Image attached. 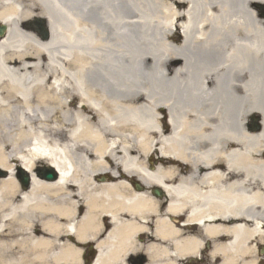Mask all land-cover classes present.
I'll return each instance as SVG.
<instances>
[{
  "label": "bare ground",
  "instance_id": "bare-ground-1",
  "mask_svg": "<svg viewBox=\"0 0 264 264\" xmlns=\"http://www.w3.org/2000/svg\"><path fill=\"white\" fill-rule=\"evenodd\" d=\"M263 5L0 0V264H84L92 249L68 237L97 240L102 217L112 230L93 264L167 258L202 234L173 224L186 210V225L264 244ZM13 162L31 175L25 192ZM37 163L57 180L34 176ZM146 223L176 250L132 243Z\"/></svg>",
  "mask_w": 264,
  "mask_h": 264
},
{
  "label": "flooded vegetation",
  "instance_id": "flooded-vegetation-1",
  "mask_svg": "<svg viewBox=\"0 0 264 264\" xmlns=\"http://www.w3.org/2000/svg\"><path fill=\"white\" fill-rule=\"evenodd\" d=\"M188 216L189 212L186 210L184 217L183 214L174 215L173 217V224L181 227L182 231L187 230V234L190 233V230L202 233L198 239L194 240L193 244L187 246V249L190 248L188 251L183 250L182 253L175 254L173 251L176 250V247L156 237V227L152 224H147L144 229L138 228L132 243L135 242L145 247L147 245L146 242L154 243L156 241L159 242V246L173 250V253L170 254L171 256L150 259L145 254L147 249L139 250L135 253L127 251V255L122 258L121 263L110 264H264V244H260L256 236L240 242L235 236L223 231H214L211 234H207L202 229L200 230L199 224L189 222L190 224L187 223L186 225ZM208 221L218 225L227 222L226 224H229V228L233 225L232 220L225 221V218L217 217ZM185 237L181 236V238Z\"/></svg>",
  "mask_w": 264,
  "mask_h": 264
},
{
  "label": "water",
  "instance_id": "water-1",
  "mask_svg": "<svg viewBox=\"0 0 264 264\" xmlns=\"http://www.w3.org/2000/svg\"><path fill=\"white\" fill-rule=\"evenodd\" d=\"M36 25H37V32L38 34L41 35V38L42 40H47L49 39V36H50V33L48 32L47 28H46V23L42 20H36L34 22ZM3 30L4 28H0V35H2L3 33ZM52 170L51 169H45L43 172L46 173L45 175V180H48V181H53L55 180V177H54V174L53 172H51ZM18 180H19V183L22 184V187L25 189L27 188V186L29 185L28 182H29V176L21 169H18ZM39 175V174H38ZM3 176H6V174L4 172H1L0 171V177H3Z\"/></svg>",
  "mask_w": 264,
  "mask_h": 264
},
{
  "label": "rangeland",
  "instance_id": "rangeland-1",
  "mask_svg": "<svg viewBox=\"0 0 264 264\" xmlns=\"http://www.w3.org/2000/svg\"><path fill=\"white\" fill-rule=\"evenodd\" d=\"M168 1H169V0H168ZM174 29H175V28H173V30H174ZM180 33H181V32H180ZM180 33H179V37H180ZM149 40H150V41H153V43H155V42L157 43V41H158V37H154V38H153V37L151 36V38H149ZM156 43H155V44H156ZM152 50H154V49L152 48ZM154 52H155V54H157V55L159 54V52L156 53L155 50L153 51V53H154ZM11 165L13 166V168H12V173L14 174L15 182H16V184L18 185L19 190H21V189H20V186H19V184H18V182H17V180H16V172H15V168H16V165H17V164H16L15 162H13V163H11Z\"/></svg>",
  "mask_w": 264,
  "mask_h": 264
}]
</instances>
